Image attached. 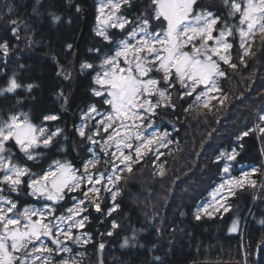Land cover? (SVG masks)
<instances>
[{"label": "trees", "instance_id": "obj_1", "mask_svg": "<svg viewBox=\"0 0 264 264\" xmlns=\"http://www.w3.org/2000/svg\"><path fill=\"white\" fill-rule=\"evenodd\" d=\"M82 1L89 22L74 61L76 88L65 106L75 122L88 104L102 105L103 97L93 95V76L104 55L115 50V29L108 31L112 43L96 35L91 23L97 0H0V43L7 41L9 45L6 57L0 52V89L13 77L21 85L15 92L0 95V119L26 113L32 123L45 126L48 133L60 130L48 147L39 145L33 149L34 160H27L14 142H8L13 163L25 165L35 177L54 160L77 164V160L88 156L86 139L78 137L75 127L70 145L71 118L61 112L73 89L69 70L82 28L81 10H76L77 6L81 9ZM149 5L150 0H131V6H122L119 13L126 17L141 12L150 15ZM195 7L220 16L218 28L223 27L225 20L229 25L238 24L237 19L229 18L223 0H196ZM53 16H59V22L54 23ZM12 20L18 23L13 25ZM13 28L17 29L16 35ZM262 39L260 34L256 35L252 47L255 54L241 63L237 38L231 50L232 63L237 67L233 69L221 62L226 76L218 78L221 92H216L217 99L210 102L209 108H197L193 95L181 98L184 89L178 83L168 89L175 107L162 104L154 115V123L169 131L167 143L160 152L144 153L133 165L132 173H121L126 179L117 183L120 195L115 203L119 208L105 220L104 241L99 237V214L88 210L89 219L83 230L91 238L87 244L74 247L83 253L76 257L77 264H97L96 248L101 241L108 244L103 264H264V223H261L264 221V132L256 125L259 112L264 109ZM69 44L71 48L67 47ZM84 62L92 63L95 68L82 70ZM28 85H33L30 91ZM46 115L58 119L46 121ZM244 132L249 134L238 141L236 137ZM229 148L239 153L234 164L253 165L259 170L252 173L256 186L234 189L235 194L226 201L227 212L220 208L210 211L211 215L201 213V219L197 220V204L221 176L222 162L215 163V158L220 150ZM161 166L163 175L159 174ZM32 178L23 177L19 192L11 193L17 197L18 206L37 202L27 193V183ZM67 197L60 206L68 203ZM111 204L107 196L101 210L110 208ZM233 219H238L236 232L230 231ZM114 221L118 225L115 229ZM125 238L129 243L122 247Z\"/></svg>", "mask_w": 264, "mask_h": 264}, {"label": "snow or ice", "instance_id": "obj_2", "mask_svg": "<svg viewBox=\"0 0 264 264\" xmlns=\"http://www.w3.org/2000/svg\"><path fill=\"white\" fill-rule=\"evenodd\" d=\"M195 4L196 0H150V15L138 17L137 26L127 31L125 38L117 42L114 54L104 55L101 61L102 71L97 72L94 77V83L99 85V88L92 91L93 95L103 97L102 102L109 110L101 113L95 105H90L88 113L84 114L85 120L95 119L97 116L101 119L96 122L92 135L85 132L86 124L82 125L78 132L81 137L93 144L97 143L94 136L106 133L107 139L101 146L102 150L108 154L109 142H114L116 152H112L111 156L118 159L123 168L112 161H106L113 165L111 174L106 177L103 172L91 173L89 168H95L100 162L94 156L84 163L83 172L79 175L77 174L79 170L73 169L71 165L55 161V167L50 166L48 170L35 177L27 167L13 163L11 150L7 148L8 142H14L27 160H34L36 156L33 149L40 144L48 147L60 130L49 134L44 127L33 125L26 113L10 114L6 120L0 119V186H3L0 187V193L5 188L9 192H19L20 186L24 183L23 177L32 176L28 183L30 190L28 194L31 196H42L48 201L57 202L64 198L65 189L73 192L81 189L84 197L74 207L68 208L66 210L68 215L64 216L56 215V209L51 205L43 208L25 207L22 212L17 211V202L0 194V264H52L53 252H71V249L64 245V240L87 244L90 240L87 234L86 238L73 236V229L83 228L85 221L88 220L87 216L82 215L87 210L83 207L85 200L100 212L101 188L97 185L105 181L106 185L115 187L121 179H126L121 173L124 171L132 173L133 165L139 162L144 151H151V146L157 143L160 146L164 145L167 133L148 134L150 123L142 132L137 121H150L151 116L155 115V109L162 104L166 107H175L171 103V93L168 89L175 88L177 83L184 89L180 94L181 98L192 96L198 87L203 86V89L196 93L194 103L197 108H209L210 102L217 99L210 93L221 92L217 78L226 76V72L221 68V62L233 69L237 67L232 63L231 56L237 38L241 63L245 62V57L255 54L252 47L256 35L264 37V0H223L224 6L229 10V18L237 19L238 24L229 25L225 20L223 27L220 28H218L222 19L220 16L208 9L196 12L193 7ZM124 5L131 6V0H107L106 3L101 0L97 8L99 15L96 35L102 37L104 41L112 43V37L107 29L100 25H108L125 32L126 25L132 23L126 17L117 15ZM105 9L109 10L107 14ZM76 10L81 9L77 6ZM102 16L105 17L103 20ZM52 19L56 23L60 17L53 16ZM153 21L161 27L153 30ZM11 23L16 25L18 22L12 20ZM12 31L13 35H16L17 29L13 28ZM261 43L264 44V39ZM67 47L71 48L72 45L69 44ZM0 52L5 57L9 54L7 41L0 43ZM94 68L92 63L81 64L82 70ZM154 73H162V76L155 78ZM161 84L165 87H161ZM20 87L14 77L10 78L7 86L0 89V95L15 92ZM32 87L33 85L27 86L29 91ZM153 97L159 99L153 100ZM218 102L223 103V100ZM56 119L58 117L55 115L44 117L46 121ZM260 120L264 121V115L260 116ZM260 131L264 132V128ZM248 134L244 132L236 139L239 141ZM133 139L138 143L133 145L130 142ZM123 149H131L132 152L125 153ZM238 155L235 149L231 151L222 149L214 161L217 164L223 162L221 171L228 174V178L212 193L214 202L219 203L216 197L221 194V190H226L227 195L220 197L225 201L220 204V208L225 212L229 210L226 204L227 196L234 195V189L256 186V180L250 178V173L245 172L238 179L230 176L232 165L229 162L235 161ZM257 171L259 170L253 169V173ZM159 174H164L162 166ZM85 183L91 185L87 191L82 189ZM104 191L111 194L113 205L107 213L111 215L119 208L115 200L120 195V190L117 188L113 191L105 186ZM89 193L93 196L90 197ZM207 207L198 209L195 219H201V213H207ZM215 210L219 211V208ZM66 222V226L61 227ZM117 227L114 221L112 228ZM236 230L234 222L230 231ZM108 235L111 236L112 232H108ZM46 239L56 245V248L49 247ZM128 243V239L125 238L122 247ZM103 248L104 244L100 243L99 249ZM59 264H77V261L62 259Z\"/></svg>", "mask_w": 264, "mask_h": 264}, {"label": "rangeland", "instance_id": "obj_3", "mask_svg": "<svg viewBox=\"0 0 264 264\" xmlns=\"http://www.w3.org/2000/svg\"><path fill=\"white\" fill-rule=\"evenodd\" d=\"M100 2H101V0H97V2H96V11H95V14H94V16H93V18H92V23H91V24H92V28L94 29L95 32H96V30H97V28H98L97 15H99V13H98V11H97V8H98ZM104 2L106 3L107 0H104ZM193 7H194V10H195L196 12H199V11L202 10V8H200V7H195V5H194ZM108 11H109L108 9H105V14H107ZM117 15H118V16L126 17V16L120 14L119 12L117 13ZM142 15H147V13H145V12L142 13V12H141V13H139V14H137V15H134L133 17H126V18H127L129 21H131L132 23L126 25V31H125V32H121L119 29L109 27L108 25H100V27H102V28H106V29H107V32H108L109 30H111V29H115V31H116L115 34L117 35L116 46H115V48H116V47H117V42H118L119 40L125 38V36L127 35V31H130L132 28H134V27L137 26V19H138V17H141ZM104 18H105L104 16L101 17L102 20H103ZM113 19H115V17H114ZM160 27H161V25H159L157 22L153 21V23H152V28H153V30H155V29H157V28H160ZM120 33H122V34L120 35ZM186 50H190V49H186ZM111 54H114V51H113ZM100 65H101V63H100ZM101 71H102V68L99 66V69L95 72V74H94V76H93V83H94V77L96 76L97 72H101ZM159 74H160V73H155V74H153V75H154L155 78H159V77H158ZM161 76H162V73H161ZM217 80H218V78H217ZM94 84H95V83H94ZM161 87H165V86H161ZM94 88H97V89H98V88H99V85L95 84ZM94 88H93V89H94ZM202 89H203V86L198 87V88L196 89V93L200 92ZM196 93H193V99H194ZM210 95H212V96H216L217 93H216V92H212V93H210ZM152 99H153V100H157V99H159V98H158V97H153ZM202 99H203V98H202ZM102 101H103V100H102ZM90 105H95L96 108H97L100 112L103 111V110H104V107H105V104H103V102H102V105H103V106H102V105H98V104H96L95 102H92ZM90 105H89V106H90ZM89 106H87V108H85V109L80 113L79 121H78V123L75 125L76 133H77L78 137H80V138H83V137H81V136L79 135L78 129L81 128V126L84 125V124L87 125V126L85 127V132H86L88 135H92L93 132L95 131V127H96V122H97V121L93 122L92 119H87V120H85V118H84V114H85V113H88ZM107 110H109V109L107 108ZM17 115H20V114H17ZM155 115H156V112H155ZM262 115H264V109H262V110L259 112L258 119H257V123H256V125H257L258 128H259V131H260L261 128H264V121H261V120H260V116H262ZM29 121H30V120H29ZM30 122H31V121H30ZM154 122H155L154 115L151 116V120H150V121H149V120H144L143 122L137 121V123L140 124V131H142V132L145 130V127L150 123V124H151V128H148V130H147V131H148V134H151L152 132H157V133H159V134H161V135L164 134V133H167L168 135H167V137L165 138V142H164V145H165V144L167 143L166 141L169 139V131H168L166 128H161V127H159V126L156 125ZM31 123H32V122H31ZM129 123H130V122H129ZM32 124L35 125V126H37V127L42 126V127L45 128V126H43V125H36V124H34V123H32ZM114 126H115V125H114ZM56 131H57V129H53L51 132H49V134L52 133V132H56ZM110 131H111V130H110ZM122 134H123V133H122ZM94 139L97 141V143H95V144L91 143V142L88 141L87 139L85 140V144L87 145L86 152H88L89 154H88V156L84 159V161L81 162L80 164H78L77 166H75L74 163H72L70 160H68V161L54 160V161H52V163H51L52 165H51V166L55 167V165H54V162H55V161H59V162L62 163V164L66 163V164L71 165V167H72L73 169L79 170V172L77 173V174L79 175L80 173L83 172V165H84V163L87 162L88 160L93 159L94 156H95V157H97V158L99 159V161H100L99 164H101V167L98 168V167H97L98 164H97L95 168H91V167H90V168H89V172H91V173H99V172H103V173L105 174V176L107 177V175H109V174L112 173V167H113V165H112V163H106V161H112V162H114L115 164H117V165H119V166H121V165H123V164H120V161H119L118 159H116L115 157H112V156H111V153H112V152H116V145H115L114 142H112V141L109 142V145H110V146L108 147V154H105V152L102 150V147H101V146L104 144V141L107 139V134H106V133H101L100 135H96V136H94ZM130 142L133 143V145H135V144L138 143V142L135 141L134 139H133L132 141H130ZM40 145H43V144H40ZM164 145H163V146H160L159 143L152 145V146H151V148H152L151 152H154V151H157V150L160 149V148H163ZM121 147L123 148V146H121ZM232 149H233V148H229V149H227V150H228V151H231ZM126 150H127V149H123L124 152H125ZM131 152H132V150H131ZM147 152H150V151H144V152L142 153V155H143L144 153H147ZM125 153H126V152H125ZM117 155H119V153H117ZM229 163L232 165L231 170H230V176H231V177H235V178L238 179V178H240V177L242 176L243 173L247 172V173H250V174H251V177H250V178H251V179L253 178V177H252V173H253V169L255 168L253 165H243V164H238V163H237V164H234L233 161H231V162H229ZM221 166H223V162H222ZM221 169H222V167H221ZM47 170H48V169H47ZM227 178H228V174H224V173L221 172L220 179H219L218 181H216L215 184H214V185L208 190V193L206 194L205 198L202 199L201 201H199V203H198L197 206H196V210H198V209H202V208H204L205 206H208V207H207V213H209L210 211L215 212V211H217V210H215V209H218V208L220 209V204L225 203V201H224L223 199H221L220 197H221V195H227L226 190H221V194L218 195V196L216 197V199L219 201V203H215V202H214V200H213V196H212V193L217 189L218 185L221 184V183H222L225 179H227ZM29 181H30V180H29ZM29 181H28V183H29ZM28 183H27V190H28V193H29L30 190L28 189ZM82 186H84V189H85L84 191H87V189H88L89 187H91V185H89V184H87V183H85V184L82 185ZM105 186L108 187V188H111L113 191H115L113 185H110V184H107V185H106L105 181H102L100 185H97V187L101 188V192L99 193V197H100L101 199H100L99 202L102 204L103 200H104L107 196H109V202L112 203L111 205H113V201H112V198H111V194H110V192L104 191V187H105ZM79 191H80V189H77V190L74 191V192H73V191H69L68 189H65L64 192H65L66 194L64 195V198L61 199V200H59V201H57V202H54V201H48V200H46L45 197H42V196H41V197H35V196H31V195H30V196H31L34 200H36L37 202H31V203L28 202V203L22 204V205L18 206L17 211H21V212H22L23 209H24L25 207L43 208V207H45V206H47V205H51L52 207H54V208L56 209V215H64V214H65L64 216H67L68 213H67L66 210H67L68 208L74 207V205H75L80 199H84L83 195H80ZM0 194H2V195H4V196L9 197V198L12 199V197L10 196V194H9L8 192H7L6 194H4L3 192L0 193ZM91 194H92V193H91ZM28 195H29V194H28ZM66 196H68L67 198H69L68 203L64 204L63 206H60L61 203H63V202L66 201V200H65V199H66ZM73 197H75V199H73ZM228 197H229V196H227V198H228ZM14 201H15V200H14ZM34 203H36V204H34ZM57 206H58V208H57ZM83 207H85L87 210L84 211V212L82 213V215L87 216L88 219H89V214H88V210H89V209H91L92 212H94V213H98V214H99V217H98V218H99V223H101V225L103 224L102 229L100 230V228H99V230H100V232H99V237H101V238H102V241H104L103 238H104L105 235H107V233H103L102 235H101V233L103 232V227H104V224H105V220H106L107 216L109 215V214H107L109 208L106 209V210H101L100 212H97L96 209H95V207H94V205H93V204H89L87 200H85V204L83 205ZM111 207H112V206H110V208H111ZM57 210H58V213H57ZM202 213H203V212H202ZM49 219H50V218H49ZM87 221H88V220H87ZM87 221H85V224H86ZM234 222H236V226H237V229H238V219H233V220L231 221L230 229L232 228ZM57 223H59V221H57ZM66 224H67V222H66L65 224H62L61 227H65ZM85 224H84V225H85ZM82 229H83V228H80V229H76V228H74V229H73V236H81L82 238H86V237H85V234H87V236L91 238V235H90L89 233L83 231ZM232 232H236V231H232ZM60 239H61V240H64L63 237H60ZM102 241H101V242H102ZM45 242L48 244L49 247L56 248V245L52 244L50 240L46 239ZM99 242H100V239H99ZM78 244H79V243L74 242V240H64V245L67 246L68 248H70V249H71V252H67V253H65V252H53V253H52V256H51L52 264H59V261H61L62 259H75V260H76V257H78V255L81 254V251L78 250V249H75L74 247L77 248V246L84 245V244H79V245H78ZM77 250H78V251H77ZM76 251H77V252H76ZM21 254H22V253H21Z\"/></svg>", "mask_w": 264, "mask_h": 264}, {"label": "water", "instance_id": "obj_4", "mask_svg": "<svg viewBox=\"0 0 264 264\" xmlns=\"http://www.w3.org/2000/svg\"><path fill=\"white\" fill-rule=\"evenodd\" d=\"M81 18H82V28L80 30V33L78 35V39L76 41V44H75V47H74V51L72 53V57H71V62H70V75H71V78H72V81H73V89L69 95V97L64 101V103L62 104L61 106V112L64 113V114H68L71 118V122H70V126H69V143L70 145L72 144V136H73V127L75 125V119L73 118V115L70 114L68 111L65 110V106L67 105V103L71 100L73 94H74V91H75V88H76V79H75V71H74V61H75V56H76V52H77V48H78V45H79V42L82 38V35L87 27V24L89 22V13H88V10L87 8L85 7V3L84 1H82V7H81ZM72 153H73V150H72ZM82 189H84L82 187ZM82 192V191H80ZM99 228L100 230L102 229V225H99ZM100 243H103L104 244V248L101 250L99 249V244ZM98 245H97V248H96V253H97V264H103V256L105 254V252L107 251V248H108V244L106 242H100ZM193 264H240L238 262H216V263H202V262H199V263H193Z\"/></svg>", "mask_w": 264, "mask_h": 264}]
</instances>
